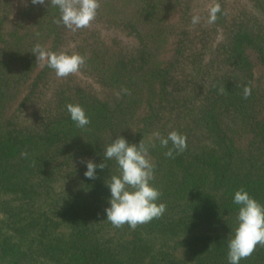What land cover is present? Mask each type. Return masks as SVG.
Instances as JSON below:
<instances>
[{
	"label": "trees",
	"instance_id": "obj_1",
	"mask_svg": "<svg viewBox=\"0 0 264 264\" xmlns=\"http://www.w3.org/2000/svg\"><path fill=\"white\" fill-rule=\"evenodd\" d=\"M210 1L100 0L72 31L51 5L0 0V264H228L234 192L264 203V0ZM216 4L224 38L210 45L191 18ZM38 43L85 63L58 78ZM171 131L187 140L174 158L159 142ZM118 135L150 145L166 205L135 229L105 219L115 161L84 176ZM240 264H264V246Z\"/></svg>",
	"mask_w": 264,
	"mask_h": 264
},
{
	"label": "clouds",
	"instance_id": "obj_2",
	"mask_svg": "<svg viewBox=\"0 0 264 264\" xmlns=\"http://www.w3.org/2000/svg\"><path fill=\"white\" fill-rule=\"evenodd\" d=\"M34 6L51 5L59 10L58 23L72 31L87 28L97 16L100 0H31ZM220 5L209 9L208 23H214ZM200 16L193 15L191 23H200ZM31 52L36 57V63L54 70L58 78H64L80 71L85 63V57L78 53L53 52L45 46L36 44ZM123 91H127L124 89ZM251 94L247 86L243 89L245 99ZM70 119L77 127L84 128L90 123L85 109L79 104L66 105ZM160 145L168 148L166 156L174 158V154L183 152L187 147L186 137L176 131H171L166 137L159 138ZM150 145L142 139L138 144L131 143L122 135H118L106 144L103 149L104 162L97 164L89 159L86 163L84 176L95 179L97 168L104 169L106 161H115L116 173H111L105 179L109 190L108 207L105 209L106 220L114 227L127 224L135 229L138 225L148 223L161 217L166 211V205L159 202L161 192L152 183L155 165L149 158ZM27 156V153H22ZM233 204L237 206L236 223L227 243L228 264H240L242 259L249 257L257 245L264 246V203L258 201L247 190L241 188L233 194Z\"/></svg>",
	"mask_w": 264,
	"mask_h": 264
},
{
	"label": "rangeland",
	"instance_id": "obj_3",
	"mask_svg": "<svg viewBox=\"0 0 264 264\" xmlns=\"http://www.w3.org/2000/svg\"><path fill=\"white\" fill-rule=\"evenodd\" d=\"M234 1L235 0H229L231 5L233 4ZM210 2L211 1L209 0V5L211 4ZM200 21H202L203 24L201 26H199V27H196V28L200 29V31L201 30H205L206 31L207 35L209 36L210 45L211 44H215L216 42H218L219 40L224 38V32H223L222 28L215 27L214 25L211 26L210 23L207 22V18H201ZM165 58L166 57H164L163 59H165ZM261 71H262V69H259V72H261ZM262 72H264V70ZM78 77L82 78L80 76H78Z\"/></svg>",
	"mask_w": 264,
	"mask_h": 264
}]
</instances>
